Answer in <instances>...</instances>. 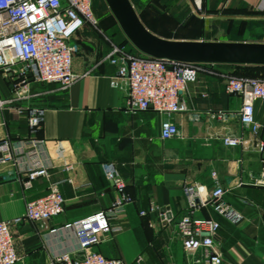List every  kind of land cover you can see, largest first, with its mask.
<instances>
[{"label": "crops", "instance_id": "1", "mask_svg": "<svg viewBox=\"0 0 264 264\" xmlns=\"http://www.w3.org/2000/svg\"><path fill=\"white\" fill-rule=\"evenodd\" d=\"M129 1L134 8L141 9L137 15L145 28L161 38L219 41L203 33L214 25L207 22L214 20L211 16L198 20V37L172 38L157 32L166 28L162 21L152 19V14H160L154 8L161 5L167 14H175L186 8L187 0ZM218 4L209 7L205 1L203 13L227 16L225 13L236 8L244 15L250 9L257 20L264 21V0H218ZM201 8L196 5L197 11ZM141 14L149 16L143 18ZM100 25L84 23L71 39V71L77 79L67 90L62 91L55 84L28 81L30 97L0 108V140H44L50 157L47 160L40 150L48 176L36 178L28 189L24 187V177L18 180L13 172L16 169L21 174L26 170L28 156L20 155L15 167L9 163L0 165V222L19 219L10 226L16 254L21 258L18 264L44 262L63 250H69L73 258L80 257L72 251V233L61 227L111 206L116 194L100 168L107 161L116 163L131 202L113 220L121 231L103 236L94 251L125 264H188L191 258L184 254L175 234L177 220L187 212L184 190L198 184L205 198L212 188L210 173L214 171L225 190L223 201L233 210V218L229 221L209 206L197 209L194 215L218 222L215 243L221 264H264V185L256 183L264 178V152L259 151V146L264 145V131L253 135L237 120L241 99L224 91L226 78L235 69L202 66L196 82L181 94L187 107L184 113L166 116L152 109L130 113L125 107L127 86L123 81H119L118 87L110 85L115 67L104 60L109 41L118 43L120 37L115 24L110 25V18H101ZM221 41L264 43L245 36L242 40ZM12 82L8 73L0 71V99L4 102L14 96ZM18 107H43L41 126L31 131L27 111L19 113ZM221 113L226 119L216 118ZM254 114L257 121L264 122L263 102L254 103ZM165 119L176 125L178 137L160 138V125ZM225 136L240 137L241 144L225 147L221 143ZM67 165L69 171L65 170ZM67 178L71 182L59 186L64 211L49 221L47 228L22 219L27 201L45 195L49 183ZM151 205L155 212H150ZM141 212L145 214L140 215ZM50 229L57 231L50 233Z\"/></svg>", "mask_w": 264, "mask_h": 264}, {"label": "built area", "instance_id": "2", "mask_svg": "<svg viewBox=\"0 0 264 264\" xmlns=\"http://www.w3.org/2000/svg\"><path fill=\"white\" fill-rule=\"evenodd\" d=\"M196 3V0H195ZM88 23L94 27L97 20L92 10V0H0V71L9 74L12 79L14 96L8 102L0 99V108L13 101L24 102L30 97L27 82L36 84H55L62 91L71 86L77 76L71 71L74 47L71 39L77 30ZM110 49L104 60L115 67V74L110 80L112 87H118L119 81L127 86L125 107L130 113L152 109L159 114L171 116L187 111L181 94L189 84H194L202 67L200 64L176 63L164 59H154L129 51L124 45L111 41ZM224 91L229 95L239 96L240 108L236 114L240 125L258 135L264 131V122L255 118L254 103H264V79L240 78L228 76L224 83ZM205 96V94H201ZM21 113L27 111V126L31 131L37 130L42 123L45 109L16 108ZM225 114L216 118L226 119ZM179 136L176 125L165 119L160 125V138L170 140ZM241 138L225 136L221 143L225 147H237ZM40 150L47 153L44 140H22L11 142L0 140V165L9 163L15 167L20 155L28 156V167L21 174L13 169L18 180L24 177V187L30 188L36 178L48 176L47 167L42 164ZM264 152V145L259 146ZM104 178L116 194L111 206L105 211L64 224L61 229L73 235V252L80 254L73 258L69 250H63L44 262L28 264H125L117 258H107L93 250L103 236L121 231L113 220L123 212L131 202L125 193L126 184L121 177L117 165L107 161L100 164ZM70 165L65 166L69 171ZM212 188L209 194L202 197V187L198 184L185 188L187 212L175 224V234L182 250L191 259L188 264H221V254L215 243V235L219 229L217 221L211 218L197 217L194 212L209 206L214 212L227 220L233 218L231 210L223 201L224 188L218 181L214 171L210 173ZM71 182L69 178L51 182L45 195L25 203L22 219L47 228V223L60 216L64 211V199L59 186ZM264 185V178L256 181ZM156 208L151 205L150 212ZM141 212L140 215H144ZM164 218V217H163ZM19 219L0 222V264H18L21 258L16 254L10 226ZM169 222V220L167 221ZM57 229H50V233ZM196 254H199L195 256ZM140 259H137L139 262Z\"/></svg>", "mask_w": 264, "mask_h": 264}, {"label": "water", "instance_id": "3", "mask_svg": "<svg viewBox=\"0 0 264 264\" xmlns=\"http://www.w3.org/2000/svg\"><path fill=\"white\" fill-rule=\"evenodd\" d=\"M103 2L124 38L142 55L184 64L264 67V43L161 38L145 28L129 0Z\"/></svg>", "mask_w": 264, "mask_h": 264}, {"label": "rangeland", "instance_id": "4", "mask_svg": "<svg viewBox=\"0 0 264 264\" xmlns=\"http://www.w3.org/2000/svg\"><path fill=\"white\" fill-rule=\"evenodd\" d=\"M159 1L164 2L166 0ZM205 1L206 5L209 7H211V5L219 6L218 0H215V2L212 3L209 0H196V3L195 0H187V5L184 6L186 8H182L179 13L177 12L175 14H167V11L161 5H159L158 8H154L157 11L155 13L160 14H152V19L155 21H162V26H164L166 29L169 28L167 30H159L157 32L163 35L170 36L172 38L186 36L198 37L201 35L196 28L198 20L199 22H201L204 20V17L211 16L212 18H214V20L210 21L209 19H207V22H213L214 25L213 27H211V30L203 32L204 35H207L208 38L210 37L212 39H219V41L220 39L242 40L245 36L246 39L264 41V21H262L261 19L260 21L257 20L256 14L253 15L250 9L246 11V13L248 14L244 15H240V10L236 8H232V11H229V13H225L227 16H219L218 14L208 12L205 15L202 11ZM196 5L202 8L197 11ZM134 10L136 13L142 12L140 8H134ZM145 10L149 11L148 9ZM190 10H193V13L191 15H187L188 11ZM105 16L110 18V25L116 24L114 18L108 11L103 0H94V17L97 20L96 27L101 26V18ZM141 16L145 18L149 16V14H141ZM220 18L225 19L224 21H220ZM237 72L252 77H264V69H241Z\"/></svg>", "mask_w": 264, "mask_h": 264}, {"label": "trees", "instance_id": "5", "mask_svg": "<svg viewBox=\"0 0 264 264\" xmlns=\"http://www.w3.org/2000/svg\"><path fill=\"white\" fill-rule=\"evenodd\" d=\"M92 10L94 13V0H92ZM115 28L118 32V35L120 37V41L118 43H115L114 41L110 40L111 42L117 44V45H124L125 47H127V49L129 51H134L136 53H138L136 50H134V48H132V46L129 44V42L124 38V36L122 35V33L120 32L119 28L116 26L115 24ZM201 66H204L205 64H200ZM214 66H226V67H231L234 68L235 71L232 73V76H236V77H240V78H260V79H264V77H252V76H248V75H244L241 73H238V70L241 69H264V67H254V66H234V65H214Z\"/></svg>", "mask_w": 264, "mask_h": 264}]
</instances>
